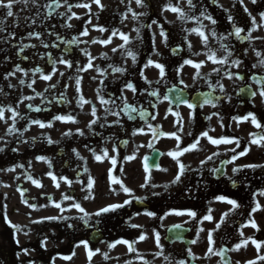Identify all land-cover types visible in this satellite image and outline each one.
Returning <instances> with one entry per match:
<instances>
[{"label":"flooded vegetation","instance_id":"1","mask_svg":"<svg viewBox=\"0 0 264 264\" xmlns=\"http://www.w3.org/2000/svg\"><path fill=\"white\" fill-rule=\"evenodd\" d=\"M49 2L51 0H38L41 5L38 9L41 16L36 25H31V19L25 20L24 18H34L37 8L30 4L26 10L22 11V5H16L14 8L17 9L16 14L20 17L19 27H11L14 18H8L9 27L5 33L0 34V38H2L7 35L8 31H13L16 33V39L11 43L17 44L19 42L17 44L19 45L22 42L37 45L36 48L26 49L24 53L17 56L18 48H12L11 43L0 44V87L8 90L7 95L3 96L6 102L5 106L11 105L15 108L22 96H34L35 92L44 93V89L49 84L57 85L54 90L45 93L43 100L36 97L34 100L19 104L20 114L28 119L17 120L16 127L20 132H23V136H19L18 133L15 134L16 141L14 143L21 149L18 153V159L19 164L24 165V168H17V173L11 177L18 182V189L24 192L23 200L28 199V204L35 206L30 207V209H35L42 215V219L55 217L54 204L58 203L60 199L63 200V195L73 196L75 202L80 203L90 215L86 217L88 224L85 225L78 218L83 216V213L72 206V201H68V212L71 213L69 218L72 225L69 230L74 243L81 244V241L86 240L89 243V248H94L92 243L98 239H101L103 243L127 240L134 245V241L136 243L141 242L139 240L141 234L150 232L159 235L165 234L170 227L169 217L176 218L175 224L185 227L188 223L192 225L190 227L191 235L189 234L187 239L197 240V243L194 244V247L197 246L194 252L197 263L224 264V261H226L225 258L221 260L219 255L205 258L209 247L208 234L211 232L215 242L213 245L214 250L221 247L232 249L236 244H241L238 251L227 252L229 264H237V262L247 264V261L250 260H256L257 264H264V261L258 259V255H264V195L258 194L264 190V168L255 170L244 168L236 174L233 173L234 167L246 164H264V147L249 144L252 138L250 134H256L257 138L264 136V98L259 95V89L264 87V84H257L252 80L253 76H264V68H252L254 63H258L253 49L264 53V39H257V37L264 38V27L260 26L262 22L259 17V13L264 12V0H257L256 4H252L250 0H243V5L238 0L236 2L234 0H217L216 3L213 0H193L197 5L194 11L188 9L185 1L184 8L187 11H184L190 17L199 16L200 11L205 10L206 14L211 15L217 21L216 25H212L210 21L201 18L199 22L193 19H188L185 22L180 20L178 29L171 30L162 26L168 36L167 44L163 42L162 38L161 43L156 48L155 40V52L153 51L154 34L149 31V28L145 27L141 39L136 38L137 34L134 31L131 37L129 36L131 42L126 45V48L137 56L135 64H133L131 57L122 55L120 51L112 52V48L123 43L121 39L114 43L115 37H113L111 38L112 42L105 46L100 43H91L92 39H90L89 34L83 36L82 32L86 25L85 16L80 15V19L73 17L68 20V23L72 25L71 28L62 26L67 17L72 16V13L80 10V8L72 7L71 12H67L66 6L58 9L54 8L52 16L49 19H44L48 13L44 5ZM67 2L69 5H75L80 3V0H67ZM61 3L63 4L64 0H61ZM244 7L248 8V11L256 17L257 21V28L252 31V40L241 42L234 34L226 40H220L221 36H228V33L233 31V24L244 29L241 33L242 37L247 36L248 32L252 30L251 19L248 13L244 11ZM3 13L4 10L0 9V17L3 16ZM60 13L66 15L61 17ZM229 15L233 18L231 23L228 19ZM153 20H155L154 16L147 17L146 25H149V22L151 24ZM103 23L111 26L115 24L113 19L103 20ZM201 23L205 26L203 31L208 36L209 46L213 50H218L217 56L223 57L226 55L224 51L219 49L221 43L227 45L229 50L233 52V56L229 58V65L232 59L239 58L243 61L239 68H229L228 65H213L203 54L199 56L192 55L194 52L203 53L207 49L204 48L198 35L195 33L189 35L184 29L200 27ZM153 25L155 26V24ZM156 26L160 30L161 23L158 22ZM213 28L217 33L215 38L211 36ZM30 31L42 33V40L50 45L57 43L59 47L44 49L38 40L34 38L26 39ZM48 33H55L64 41H71L73 37H79L80 41H88L89 43H79L78 46L65 45L56 40V35L50 36ZM186 36L193 45L191 52L184 42ZM96 46H102L104 50L97 49ZM83 49L91 54L93 68L77 73L76 67L86 66L88 62V57L81 51ZM173 49H178V51L173 54ZM245 50H247V55L243 54ZM47 53H51L54 59L63 54L66 60L73 61V68L68 69L65 65L57 63L56 74L51 81L47 82L41 80L39 74L33 77L30 71L29 76L26 78L20 73L8 80L3 78L7 72L12 71L16 64H20L26 70L39 66L45 74H50L53 68L48 61ZM104 53H107V60L100 58ZM155 53H159V55ZM23 56H27L28 59H22ZM41 56L44 58L41 59ZM148 59L165 66L166 75L159 84L155 83L160 79L159 70L153 66L144 67ZM185 59H192L194 62L204 61V66L200 69L201 76L206 77L208 73L212 72L213 68H221V73L219 75L213 74L207 80L198 78L194 82L193 75L196 69L190 65H184L179 75L177 74L176 69L180 68ZM109 64L124 67L127 71L123 75L113 73L111 68H108ZM96 67H99L102 71L107 69L105 76H101L100 73L95 71ZM229 70L233 73H240L244 79H227L224 72ZM141 71L144 72L149 81L153 82L150 87L141 78ZM60 72H64L65 75L61 77ZM77 75L81 77V91L79 94L76 92L75 78ZM69 77H72V79L70 80ZM21 78L26 80L23 86L19 84ZM33 78L37 81L33 85L35 92L27 87V83H30ZM102 79L104 80L103 86L100 85ZM181 80H183V83L180 82ZM218 80L224 85L225 92L220 91L217 84ZM126 82L133 83L137 89L135 95L131 91L124 92L128 102L138 109L137 113L132 114L134 119L129 120L122 112L119 119L123 127H100L101 123H105L103 120L105 112L104 107L98 102L97 88H102V94L106 99L109 97L116 99L120 96V89ZM9 83L15 85V87L8 88ZM209 83L212 87H209ZM145 89L149 91L156 90L158 95L151 97L147 95ZM241 89H244V91L241 92ZM173 90L183 93L185 101L183 102V99L172 95ZM61 92L66 97V101L60 100ZM142 92L143 95H141ZM252 92H256L257 95L253 97ZM81 94L86 100H90L92 104L96 105L97 115L101 117L97 125L93 126L92 132H89L87 128L89 121L93 119L90 115L91 104L79 107L77 97ZM203 94H210L216 107L203 104ZM164 96H167L168 99H163ZM225 96L231 97V100L224 99ZM53 97L55 99H52ZM217 97H221V99L217 100ZM29 103L47 110L39 113L32 112L26 107ZM188 103L194 104L196 107L189 109ZM117 104H120L119 99H117ZM108 107H111V105ZM139 110L146 111L148 115L141 119ZM190 112L192 114L191 119ZM214 112L218 113L219 117L212 116L211 120L207 119ZM177 113L179 116L176 115ZM249 113L256 116L258 123L261 125L260 128H257L251 122V118L239 121L233 119V117L243 118ZM69 114L75 117L78 123L60 122L53 119L55 115ZM153 116H155V119H152ZM220 118H222L223 127H221ZM31 119H38L45 124L51 122L52 127L42 129L38 125H29ZM115 119L117 117L109 116L107 123L111 124ZM180 119L183 123L182 131L180 130ZM148 124L158 128L155 138L147 127ZM25 128L28 130L25 131ZM78 128L84 131V136L63 135L69 130L76 133ZM139 128H143L144 132L132 135L133 130ZM160 132H175L180 137L181 149L188 147L197 139L200 141L196 150L186 152L179 157L180 161L189 167L182 176L181 182L177 184L171 182L178 172V166L167 153L177 150L178 141L171 136H161L159 135ZM204 132H208V135L213 139H238L240 146L237 147L235 143L213 145L207 137L201 135ZM49 137L53 141L51 144L47 141ZM108 137L112 138L111 141L105 142V138ZM33 138H35V142H33ZM22 141H28V143ZM120 141H128V143L127 145H120ZM261 143H264V141H261ZM114 144L118 146L117 153L112 152ZM101 148H106L110 156H117V164L114 168L107 159L103 162H97L89 150L96 149L97 154H100ZM245 148L250 149L247 155L240 156L234 163H227L230 158L238 155ZM73 149L80 153V156L83 157L82 160L77 159L72 151ZM230 149H235V152ZM134 152L136 154L134 160H124L125 156L132 155ZM214 153H218V155H213ZM209 156L212 157L211 160H208ZM37 157H45L46 161L51 163V167H49L48 162L37 160ZM145 157H148V165H159V168H149V172L146 173L144 170ZM204 161L206 162L202 163ZM29 162H31L30 168L28 167ZM85 168H87V171H85ZM217 168L221 171L218 173L211 171ZM109 169H112L114 177L132 190L134 197L146 199L137 202L136 199L125 194L118 184H111L108 175ZM121 169H123L122 172ZM161 169H167V171ZM49 172L57 177L56 181L48 175ZM28 175H31L32 180L38 181L41 187L33 184L32 180L27 178ZM61 176L73 181L71 187L62 179H59ZM89 176L95 182L92 190L95 198L85 200L83 197L87 194ZM146 177L148 178V185L141 188L140 186L145 184ZM233 181H235V185ZM57 183L60 185L59 188L56 187ZM153 184L159 185V187L153 188ZM165 185L168 186L167 189H165ZM110 189H115V191ZM108 192L115 196V202L110 204L123 203L128 199H131L132 203L114 212L104 213L99 217L91 215L110 205H102V202H105L108 197ZM153 193H157V195H153ZM221 195L235 200L239 207L233 209L232 205L218 201L216 197ZM188 202L193 203V211L196 212V217L193 218L187 214L176 215L175 212L187 213L192 211V208L187 209ZM257 203L261 206L260 210L252 213V209ZM146 211L153 212L155 215L153 217L144 215ZM224 213H229V215L224 216ZM206 215H210L212 219L204 220L203 218ZM221 217H223V222H221ZM250 220L255 221L258 231L251 227ZM133 224L140 227L133 228L131 226ZM217 224L220 225L218 229ZM204 225H208L207 230L203 229ZM200 229H203V231H200ZM193 232L194 236L192 237ZM241 232L243 236L240 235ZM154 237L156 239V235ZM249 237L254 238L257 243L261 244L259 254L251 240H247ZM245 240H247L246 245L244 244ZM166 249L170 257L169 262L173 259L174 262L183 260L185 264L187 263L189 249L181 245L175 247L168 245ZM37 261L41 263L40 259Z\"/></svg>","mask_w":264,"mask_h":264},{"label":"snow or ice","instance_id":"2","mask_svg":"<svg viewBox=\"0 0 264 264\" xmlns=\"http://www.w3.org/2000/svg\"><path fill=\"white\" fill-rule=\"evenodd\" d=\"M120 2L123 4L124 0H120ZM213 2L216 3L217 0H213ZM234 2H236V0H234ZM238 2L241 5H243V0H238ZM250 2L252 4H256L257 0H250ZM92 3H95L101 10H103V5L101 4V0H92ZM135 3L137 5V7L143 8V7L147 6L146 3H145V0H135ZM30 4L32 6H34L35 8H37L36 16L34 18L25 17L24 19L25 20L31 19V25H36L37 22H38L39 17L41 16V13L38 11V9L41 7V5L38 3V0H7V2H5V0H0V9L5 10L4 13H3V16L0 17V34L5 33L6 29L9 27V25L7 23V19L8 18H14V23H13V25H11V27H19V22L18 21H19L20 17L16 13H14V11H13L14 7L16 5H22V9L21 10L23 11V10H26ZM130 4H131V0H129V5ZM186 5H187L188 9L191 10V11H194L197 8V5L193 2V0H186ZM65 6L67 7V12H71L72 7L89 8V9L91 8V5L88 4V3H78V4H75V5H69L67 0H64L63 4L61 3V0H51V2L47 3L46 5H44V7L48 10V13L44 17V19H49L52 16V10L54 8L58 9L60 7H65ZM161 11H162V13L165 12V11H170L172 13L177 14V18L179 20H181L182 22H185L188 19H193V20L199 22L201 20V18H203L205 20L210 21V23L212 25H216V23H217V21L211 15L206 14L205 10H201L199 16H191L190 17L189 14L187 12H185L184 9H182L180 7L179 0H177L176 4H173L171 2V0H169L168 3H166V4H164L162 6ZM244 11L246 13H248V15H249V17L251 19L252 30L248 32L247 36H243L242 37L241 33L244 31V29L241 28V27L236 26L235 24H233V31L229 32L228 36H221L220 40H226V39H228L229 36H232L233 34L241 42H243L244 40H249V41L252 40V31H255L256 28H257L256 17L251 15V13L248 11L247 7H244ZM127 13H131V17H132L133 20H138L139 17L146 15L145 12L137 13V12L133 11V9L130 6L127 8ZM127 13L121 14V23H123L124 20L128 18ZM60 15H61V17H64L66 14L65 13H60ZM73 17H75L76 19H80V17L75 16V13H72V16H68L67 19L65 20V23L62 26L63 27H67V28H71L72 25L70 23H68V20H71ZM259 17H260V21L262 22L260 26L264 27V12L259 13ZM97 19H98V17H97ZM228 19H229L230 23L233 20L231 15H229ZM88 23L90 24L91 20H89ZM152 24H158V21L157 20H153ZM31 25H30V27H31ZM151 26L152 25L140 24V26L138 28H133V31H135L136 34H137L136 38L137 39H141V36H140V29L141 28L148 27L149 29H151ZM53 27H55V26H53ZM204 27L205 26L201 23L200 27H194V28H191V29H184V31L186 33H188L189 35L192 34V33H195L196 35H198L201 38V41H202V44H203L204 48L207 49V51H205L203 53L194 52V53H192V55L199 56V55L203 54V55L206 56L207 60L211 61V63L213 65H221V66L228 65L229 68H231V67L239 68L240 65L243 63V61L241 59H239V58L232 59L230 65H229V58L233 56V52L231 50H229L227 45L221 43L220 44V49H219V50L224 51L226 53V55H224L223 57H218L217 56V51L218 50H213L209 46V44H208V36L203 31ZM93 29L100 31L101 33H104L106 31H108V29H106L103 26H99V25H93ZM88 34H89V29H88L87 25H85L84 30L82 32V35L83 36H87ZM48 35L51 36V35H56V34L55 33H48ZM117 35H119V38L123 41V43L120 44L117 47L112 48V52L116 53V52L120 51L122 55H126V57H131L133 64H135L136 61H137V56L131 50L126 48V45H128L131 42L130 38H129V35H127V34H125L123 32H120L118 29L112 30L111 31V36L109 38L103 39V40H95L94 39V40L91 41V43H100V44H103V45L106 46V45H108V44H110L112 42L111 38L115 37ZM159 35L163 38V42L165 44H167L168 36H167V33L164 31L162 26H160ZM41 36H42V33H40V32L30 31L28 33L26 39H33L34 38V39L38 40L40 42V45L44 49H48L50 47L51 48L59 47V44H57V43H52L51 45L46 43L44 40L41 39ZM211 36L214 37V38L217 36V33H216L214 28L211 30ZM15 39H16V33L13 32V31H8L6 36H3L2 38H0V44L11 43ZM257 39H264V38L257 37ZM56 40L60 41V43L65 44V45L71 44V45H77L78 46L79 43H89L88 41H80L79 37H73L71 41H64V40L60 39L59 35H56ZM184 42L187 44L188 50L191 52V50L193 48V45L188 40L187 36L185 37ZM11 46H12V48H18V51L16 52L17 56H20L21 53H24L26 49L36 48L37 47L36 44L22 43V42L19 45L15 44V43H11ZM65 51H67V49H65ZM81 51L83 52V54L85 56L88 57V62L86 64V66H82V67L81 66H77L76 67V72L77 73H80L82 71H88L89 69L93 68V58L91 57V54L86 49H83ZM153 51L155 52V36H153ZM172 51H173V54H175L178 51V49H173ZM253 51L255 52V55H256L257 60H258V63H254L252 65V68H254V69L257 68V67L264 68V53H261L260 51H256L255 49H253ZM155 54L159 55V53H155ZM243 54L247 55V50H245ZM46 55H47L49 63L52 65V68H53V71L50 74H45L43 69L41 67H39V66H37V67H35V68L31 69V70H26V69L22 68L20 64H16L15 67L12 69V71L7 72L4 75L3 78L5 80H8L10 77H15L17 73L22 74V76L26 78V77L29 76V71H30L31 75L33 77H35L37 74H39V78L41 80L47 82V81H51L53 76L56 74V64L57 63L65 65L66 68H68V69H72L73 66H74L73 61L66 60L64 58L63 54L57 59H54L52 57L51 53H47ZM43 58L44 57L41 56V59H43ZM100 58L107 60L108 59L107 53H104ZM22 59L27 60L28 57L27 56H23ZM184 65H190L192 68L196 69V72L193 75V81L194 82L198 78H203V79L207 80L208 77L212 76L213 74L219 75L221 73V68H213L212 72L208 73V75L206 77L201 76L200 69L204 66V61L194 62L192 59H185L183 61V64L180 66V68L176 69L178 75H179V73L182 70ZM150 66H153V67H155L156 69L159 70L160 79L155 81L156 84H159L161 82V80H163L165 75H166L165 66L163 64H161V63L154 62L152 59H148L146 64L144 65V67L148 68ZM108 68H111L113 73H119L121 75H123L127 71V69L124 68V67L113 66L112 64H109ZM95 71L100 73L101 76H105V73H106L107 69L102 71L99 67H96ZM59 75L61 77H63L65 75V73L64 72H60ZM140 76L144 80V82L146 84H148L149 87H150L153 82L149 81L147 79V77L145 76L143 71L140 72ZM224 76L227 79H229V80H232L233 78L236 79V80H243L244 79V77L240 73H238V72L233 73L230 70L224 72ZM25 78L19 79V84L21 86L25 85V83H26ZM69 79L71 80L72 77H69ZM93 79H95V77H93ZM252 80L255 83H257V84H264V76H260V77L253 76ZM36 82H37L36 79L33 78L30 83H27V87L30 88V89H33V91L35 92V89L33 88V85L36 84ZM75 82H76V92L79 94L80 91H81L80 90L81 77L79 75L76 76ZM180 82L183 83V80H181ZM217 84L219 86L220 91L221 92H225L224 85L222 83H220L219 80L217 81ZM100 85L101 86L104 85V80L103 79L100 80ZM14 87H15V85H12L11 83L8 84V88H14ZM56 87H57L56 84H49V86L44 89V93L35 92L34 96L33 95L22 96L19 99V103L15 106V108H13L11 105H7V106L0 105V121L4 122L6 125H8V120L9 119L11 120V124L9 126H7L6 129H5L4 136H0V142H2L5 146H7L9 141L5 139V136L14 135V134H17V133L19 134V136H21V137L23 136V132H20V130L17 129L16 123H17L18 119L26 120L28 118L20 114V112H19V104L24 103V101L34 100L36 97H40L43 100L45 98V93H49L50 91L54 90ZM185 87H187V85H185ZM209 87H212L211 83H209ZM65 91H66V89H65ZM125 91H131L133 93V95H135L136 92H137V89H136V87L134 86L133 83L126 82L121 87L120 96L118 98L113 99V98L109 97V98L106 99L104 97V95L102 94V88H100V87L97 88V90H96L97 99H98L99 104L102 107H104V112H105V115L103 117V120L105 121V123H101L100 127H105V126H107V127H113V126L123 127V125H122V123H121V121L119 119V117H120L122 112L127 116V118L129 120L134 119L132 114L133 113H137L138 109H137V107L132 106L128 102L127 97L124 95ZM145 91L147 92V95H149L151 97H156L158 95L156 90L149 91V90L145 89ZM240 91L243 92L244 89H241ZM0 94L7 95V93L4 92V89L2 87H0ZM143 94L144 93L142 92L141 95H143ZM203 95H204L203 104H210L212 107H216V104L211 99L210 94H203ZM251 95L254 97V96L257 95V93L256 92H252ZM259 95L262 98H264V87H261L259 89ZM223 98L227 99L229 101L231 100V97H229V96H225ZM52 99H55V97H53ZM117 99H119L120 104H117ZM163 99L167 100L168 97L164 96ZM216 99L219 100V99H221V97H217ZM60 100L61 101H66V97L64 96L63 92H61V94H60ZM77 104H78L79 107H82L85 104H91L90 115H91V117H93V119H91L89 121V123L87 125V128H88L89 132H92L93 131V126L97 125V123L101 119V117H99L97 115L96 105L92 104V102L90 100H86L82 94L78 95ZM109 105H111V107H108ZM153 106H155V105H153ZM187 106H188L189 109H194L196 107V105L191 104V103H188ZM26 107L30 111L36 112V113H39L41 111H46L47 110L45 108H42L41 106H34L31 103L27 104ZM6 112L10 113V117H8V119L5 118V113ZM147 115H148V113L146 111L139 110V116H140L141 119H144ZM176 115L179 116L178 113ZM189 115H190V119H191L192 118L191 112H190ZM109 116L117 117V119L113 120L112 123L109 124V123H107V120H108ZM212 116L219 117V114L214 112L210 116H208L207 119L211 120ZM249 118H251V122L257 128L261 127L260 123H258V121H257L256 116L254 114H252V113H249L247 116H245L243 118L233 117V119H235L237 121H239L241 119L248 120ZM53 119L55 121H60V122L78 123L76 118L73 117L70 114L69 115H55L53 117ZM152 119H155V116H153ZM220 119H221V127H223L224 125L222 123V118H220ZM179 122H180V125H181L180 130L182 131V127H183L182 119H180ZM33 124L34 125H38L42 129L45 128V127H49V128L52 127V123L51 122L45 124V123H43L42 121H40L38 119L29 120V125H33ZM147 127L151 130L152 135L155 138V136L158 133V128H154L151 124H148ZM27 130L28 129L25 128V131H27ZM143 132H144L143 128L134 129L132 135L142 134ZM94 134H98V133H94ZM63 135L64 136H71V135L84 136L85 133H84V131L82 129L78 128L76 130V133H73V132H71L69 130L68 132H65ZM159 135H161V136H165V135L171 136V137L176 138L177 141H178L177 150L170 151V152L167 153V155L170 156L176 162V164L178 166V172L175 175V178L171 182L172 184H177V183L181 182L182 176L185 174L186 169L189 167V166L183 164L180 161L179 157L182 156L186 152H189V151H192V150H196L197 146L200 143V141H199V139H197L194 143H192L188 147H185V148L181 149L180 148V144H179L180 137L175 132L174 133H163V132H160ZM189 135H191V133H189ZM201 135L203 137H207L208 140L210 141V143H212L213 145L233 144V143H235L237 147L240 146V141L238 139H235V140L226 139V138L213 139L212 137H210L208 135V132H204ZM250 136L252 138L250 139L249 144H255V145L259 146V147H264V143H261V141H264V136H260L259 138H257L256 134H254V133L250 134ZM111 139H112L111 137L105 138V142H110ZM47 141H48L49 144L53 143V141L51 140L50 137L47 138ZM22 142L23 143H28V141H22ZM33 142H35V138H33ZM127 143H128V141H120V145H127ZM117 148H118V146L114 144L113 148H112V152L113 153H117ZM89 150L91 151V154H92L93 158L97 162H103L104 160L107 159V160L110 161V163L113 166V168L116 166V164H117V156L116 155L110 156V154H109V152H108V150L106 148H101L100 149V154H97L96 149H89ZM230 150L235 152V149H230ZM249 150L250 149L245 148L243 151L238 153V155H234L232 158H230L227 161V163H234V161L236 159H238L240 156L247 155ZM4 151H5V148L4 147H0V153H3ZM12 151L16 152V151H18V148H13ZM72 151H73V153H75L77 159H80V160L83 159V157L80 156V153L77 152L76 149H73ZM213 155H218V153H214ZM135 158H136V154L134 152L132 155L125 156L124 160L132 161ZM211 159H212V157L209 156L208 160H211ZM37 160L48 162V161H46L45 157H37ZM147 160H148V157H145L144 170H145L146 173L149 172V167H148V164H147ZM205 162L206 161H204L202 163H205ZM48 163H49V167H51V163L50 162H48ZM28 167L29 168L31 167V162H29ZM157 167L159 168V165H157ZM15 168H24V165L17 164L15 166ZM15 168L0 169V171H15ZM244 168L255 170L257 168H264V164H246V165H242L240 167H234L233 168V173L236 174L237 172L243 170ZM161 170L162 171H167V169H161ZM85 171H87V168H85ZM122 171H123V169H121V172ZM211 171L214 172V173H218L221 170L217 168V169H212ZM48 175L54 181L57 180V177L52 172H49ZM108 175H109V180H110L111 184H118L120 186V189L125 194L129 195L130 197H133L134 199L137 200V202H142L143 199H146V198H142V197H134V194H133L132 190L129 189L128 187H126L119 179H117L116 177H114L112 175V169H109ZM27 178L29 180H32L31 175H28ZM17 179H19V177H17ZM59 179H62L66 184L69 185V187H71V185L73 183L72 180H69L67 177H64V176H61ZM32 182L37 187H41V184L38 181L32 180ZM76 182H79V181H76ZM94 183H95L94 179L91 176H89V178L87 180V190H86L87 194L83 197L85 200L94 199L95 198L94 195H93V192H92L93 187H94ZM233 184L235 185V181H233ZM147 185H148V178L146 177L145 184H142L140 187L144 188ZM59 186L60 185L57 183L56 187L59 188ZM5 187H7V185H5ZM152 187L153 188L159 187V185L153 184ZM164 187H165V189H167L168 186L165 185ZM17 190L21 191L22 202H24L25 204H28L27 200H23V196H24L23 191L20 190V189H17ZM110 190L111 191H115V189H110ZM258 194L259 195H264V190H262ZM153 195H157V193H153ZM62 199L65 200V201H72L73 202L72 206L77 211H79L80 213H83V216H80L78 218L80 220H82L85 223V225H87L88 224V220L86 219V217H88L90 214L85 211V209L81 206V204L75 202L74 197L70 196V195H63ZM216 199L218 201L226 202V203L232 205L233 209L239 207V205L237 204V202L235 200L228 199V198H226L223 195L217 196ZM131 203H132V200L128 199V200H125L123 203L110 204L108 206H105V207L99 209L97 212H95V213H93L91 215H95V216L99 217L100 215H102L104 213L114 212V211H116L118 209L124 208L126 205H129ZM29 206L30 207H35L33 205H29ZM54 206L56 208L60 209L61 212L66 210V209L61 208V204L60 203H55ZM260 207H261L260 204L257 203L255 205V207H253L252 213L260 210ZM5 208H6V206H5ZM169 214H172V213H169ZM175 214L176 215L187 214L188 216L193 217V218H195L196 215H197L196 212H194V211H188L187 213L175 212ZM144 215H147L149 217H153L155 215V213L150 212V211H146L144 213ZM227 215H229V213H224V216H227ZM250 216H251V213H250ZM4 219H5V222L9 225V227H12L17 232L21 231L19 226L13 225L11 223V221L7 219L6 212H5ZM58 219L68 220L70 218L69 217H45V218H43L41 220H34V221H32V223H43L44 220H58ZM203 219L204 220H211L212 217L210 215H206V216H204ZM221 222H223V217H221ZM249 223L251 224V227L257 229V231L259 230L258 226H257V224L255 223L254 220H250ZM131 226L133 228L140 227V226L135 225V224H133ZM219 226L220 225L217 224V229L219 228ZM245 226H247V225H245ZM68 227H72V225L69 224ZM176 227H179V226L177 225ZM200 231H203V229H200ZM25 234H27V233H25ZM240 235L243 236V233L241 232ZM145 239H146L145 235L141 234L139 236V240L140 241H143ZM247 240H251V242L255 245V247L257 249V252L259 254V250L261 248V244L257 243L256 240L254 238H252V237L247 238ZM247 240L244 241L245 245L247 244ZM18 243H19V241L17 240V244ZM80 243L83 245V247L86 250H88L87 251V256H88L89 262L91 261V258L95 254L99 253V251H100L99 249H96L95 251L90 250L89 249V243L86 240L85 241H81ZM191 243L195 244V243H197V240L194 239V240L191 241ZM214 243L215 242H214V240L212 238V233L209 232V234H208L209 247L207 248V253L205 255V258H210V256H212V255H219L221 257V260H224L226 252H228V251H238L241 248V244H236L234 246V248H232V249H226V248L221 247L219 249L214 250V248H213ZM46 244H47V238H44L41 241V247H45ZM116 244H125V245L128 246L129 252L135 251V249L133 247V244L129 243V241H127V240H118L115 243L109 244V248H114L116 246ZM156 244H157V247L161 249V251L158 252V253H155V255L156 256L163 255V249H162V246L160 245V237H159L158 233L156 234ZM79 246L80 245H77V247H79ZM28 251H29L28 249H24L23 253L25 255H27ZM73 255H75L74 252H73ZM102 255H103L105 260L109 259L107 253H103ZM188 255L189 256L193 255L191 249L188 250ZM71 258H72L71 256L62 257V259H65V260H70ZM164 259L168 260V257L165 256ZM258 259L260 261H264V255H258ZM29 264H34V262L29 261ZM53 264H54V261H53ZM125 264H132V262L131 261H126ZM143 264H150V262L145 260V261H143ZM169 264H171V262H169ZM176 264H185V261L179 260V261H176ZM224 264H229V261H224ZM237 264H239V262H237ZM247 264H257V261L256 260H250V261H247Z\"/></svg>","mask_w":264,"mask_h":264},{"label":"rangeland","instance_id":"3","mask_svg":"<svg viewBox=\"0 0 264 264\" xmlns=\"http://www.w3.org/2000/svg\"><path fill=\"white\" fill-rule=\"evenodd\" d=\"M115 1L117 0H101V4L103 5V7L108 8L110 7V5H112ZM151 2L153 3V5L155 6V9L157 12H162L161 8L164 4L168 3V0H151ZM93 9H96L95 6L92 7ZM165 16L170 17L171 14L166 13ZM8 114L5 113V118L8 119ZM9 122V120H8ZM7 125L4 122H0V136H4L5 134V129H6ZM9 136H5V139L9 141ZM5 145L0 142V147H4ZM10 185V187H5V191L9 192L11 190H13L15 192V189L12 187L11 183H8ZM114 200V197H110L109 199H107L106 203H109L111 201ZM16 207H19L18 204ZM66 209L65 211L61 212V210L56 211V215L57 216H66L63 214H67V208H63ZM10 213V208L8 209V213H7V219L13 222L18 223V225H20V229L21 231H19V237H18V241H19V245H23L26 241H31L35 234H36V230H35V226L33 227L34 224H29L27 223L23 217H21L20 215H17L16 217L12 218ZM70 213V212H69ZM69 215V214H67ZM23 220V222H22ZM204 230L208 229V225H204L203 226ZM0 232H1V226H0ZM27 233V234H25ZM207 235V234H205ZM4 238H2L0 236V264H7V257L8 255L6 254V244L3 242ZM161 245V243H160ZM162 246V245H161ZM46 249H52L53 247H56V249L58 248L55 244H51L50 242H47L46 244ZM136 249H138L140 252L137 253L136 251L133 252H129V250L127 248H124L122 246H115L114 248H109L108 246H102L99 248V253L95 254L92 258L91 261L89 262L88 256H87V252L84 250V248H77L74 253L75 255H73L72 259L69 261H65V260H59V261H54V264H101L102 261L104 260L103 257V253H107L108 257H111L114 260V264H125L126 261H131L132 264H143V261L148 260L147 255L149 254V252L151 250H156L155 244L152 241V235H148L147 238L141 242L138 247H136ZM163 249V248H162ZM244 254V253H243ZM29 257H31L30 254H28ZM21 259V258H20ZM19 259V260H20ZM23 259V257H22ZM22 261V260H21ZM20 261V263H21ZM150 262V261H149ZM152 264H158L161 262L160 259H154L152 257ZM29 262H23V264H28ZM164 264L166 263V260L164 261ZM239 264H244V263H239Z\"/></svg>","mask_w":264,"mask_h":264}]
</instances>
